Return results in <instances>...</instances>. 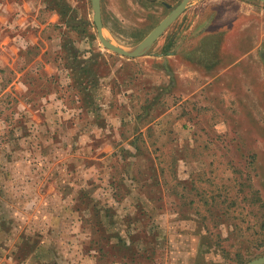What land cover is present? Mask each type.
<instances>
[{"label": "rangeland", "instance_id": "rangeland-1", "mask_svg": "<svg viewBox=\"0 0 264 264\" xmlns=\"http://www.w3.org/2000/svg\"><path fill=\"white\" fill-rule=\"evenodd\" d=\"M31 1L0 0V264L263 256L264 1L191 0L134 58L92 0ZM181 2L102 0L104 34L137 49Z\"/></svg>", "mask_w": 264, "mask_h": 264}, {"label": "water", "instance_id": "water-1", "mask_svg": "<svg viewBox=\"0 0 264 264\" xmlns=\"http://www.w3.org/2000/svg\"><path fill=\"white\" fill-rule=\"evenodd\" d=\"M264 1V0H263ZM191 0H182V2L175 7L170 14L146 37V39L137 47V49H129L120 46L106 38L104 34V20L102 0H92L94 10V22L97 26L98 35L105 47L128 57H138L144 55L156 42V40L175 22L180 15L186 10ZM248 264H264V255L254 259Z\"/></svg>", "mask_w": 264, "mask_h": 264}, {"label": "crops", "instance_id": "crops-1", "mask_svg": "<svg viewBox=\"0 0 264 264\" xmlns=\"http://www.w3.org/2000/svg\"><path fill=\"white\" fill-rule=\"evenodd\" d=\"M40 2H42V0H40ZM31 4H32L31 0H10V7L12 9V12L15 13L14 26H17V22L20 23L24 20H29L31 14L30 10L32 8ZM3 18H4L3 14L2 12H0V26L3 24V20H2ZM0 37H1V32H0Z\"/></svg>", "mask_w": 264, "mask_h": 264}, {"label": "bare ground", "instance_id": "bare-ground-1", "mask_svg": "<svg viewBox=\"0 0 264 264\" xmlns=\"http://www.w3.org/2000/svg\"><path fill=\"white\" fill-rule=\"evenodd\" d=\"M106 35V34H105Z\"/></svg>", "mask_w": 264, "mask_h": 264}]
</instances>
